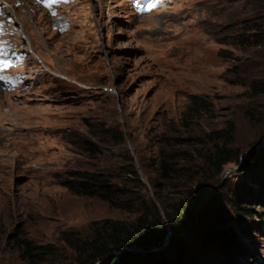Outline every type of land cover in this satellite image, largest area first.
I'll return each instance as SVG.
<instances>
[{"label":"rangeland","instance_id":"rangeland-1","mask_svg":"<svg viewBox=\"0 0 264 264\" xmlns=\"http://www.w3.org/2000/svg\"><path fill=\"white\" fill-rule=\"evenodd\" d=\"M7 1L4 37L27 76L0 89V264H79L62 232L85 238L95 222L134 220L143 198L173 218L182 203L192 212L117 264H218L225 248L236 252L228 264H264L262 219L238 209L264 214V158L251 163L264 155V91H252L264 88V53L212 33L243 18L245 0H132L139 12L129 0H67L49 13ZM228 122L240 155L216 175L204 154ZM162 152L177 154L166 179ZM73 171L106 175L134 206L62 186ZM24 244L57 254L29 258Z\"/></svg>","mask_w":264,"mask_h":264},{"label":"trees","instance_id":"trees-1","mask_svg":"<svg viewBox=\"0 0 264 264\" xmlns=\"http://www.w3.org/2000/svg\"><path fill=\"white\" fill-rule=\"evenodd\" d=\"M245 5L249 9L247 12L245 11L243 18L232 20L224 25L223 28L218 27L212 33L215 34L219 42L225 43L226 41L223 39L227 38L230 40H228L229 43H234L239 47H258L264 53V0H245ZM227 31L228 33H224ZM224 52L231 55L230 52L224 50H219L218 53L220 55ZM261 58L262 61L259 64L264 66V54ZM252 91L257 95L263 92L264 88L253 87ZM234 129V124L228 122L225 128L215 130L209 134L212 135L211 140L218 143L221 142V144H215L211 152L204 154L208 169H213L216 175L222 173L226 164L231 162L238 163L240 152L232 147ZM114 136L117 141L121 140L120 136L116 134ZM260 153L256 154L255 159H251V163L261 161L264 158V155L260 157ZM174 156L176 157L177 154L167 155L163 152L161 153L159 174L162 178H168L171 169L170 163L175 159ZM248 161L246 159V166L249 163ZM127 172L129 177L142 184L141 180L137 179L136 170L132 168ZM193 173L194 176L200 174V172L194 171ZM60 184L72 191H76V188L79 187L82 193L96 195L113 206L131 209L134 203L138 211V215L131 221L104 219L93 223L94 226H91L90 235L85 238L79 236L76 232H62L63 241L76 254L79 264H117L128 256L137 255L141 252L137 251L136 247L150 248L149 245L156 241L159 234L165 233L166 224L168 228L173 229L180 223L183 213L189 216L192 212L189 205L182 203L177 210V216L173 218L167 208L162 206L163 202L160 199L157 202L161 204L162 210L151 198L138 199L130 203L129 200L124 198L123 191L118 188H112L108 177L101 173L73 171L70 172L69 177H63ZM238 209H241L250 217L261 218L260 228L264 230V214L255 212L245 206H240ZM162 211L163 214L161 213ZM232 241H236L235 237L232 238ZM225 252L228 254L227 258L218 264H228L231 257L236 254L230 248H225ZM21 253L29 258L42 255L54 257L57 254V249L51 245L24 244Z\"/></svg>","mask_w":264,"mask_h":264},{"label":"snow or ice","instance_id":"snow-or-ice-1","mask_svg":"<svg viewBox=\"0 0 264 264\" xmlns=\"http://www.w3.org/2000/svg\"><path fill=\"white\" fill-rule=\"evenodd\" d=\"M54 2H67V0H47L46 6L51 7V4ZM52 15H56L55 12L52 13ZM7 53L0 51V56H6ZM9 67V61L8 60H0V68H7ZM6 79L3 76H0V80Z\"/></svg>","mask_w":264,"mask_h":264}]
</instances>
